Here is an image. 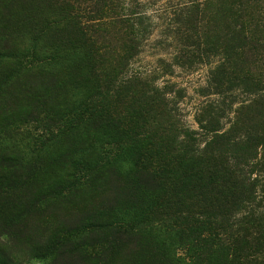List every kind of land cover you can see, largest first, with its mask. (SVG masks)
<instances>
[{
	"label": "trees",
	"instance_id": "16d2710c",
	"mask_svg": "<svg viewBox=\"0 0 264 264\" xmlns=\"http://www.w3.org/2000/svg\"><path fill=\"white\" fill-rule=\"evenodd\" d=\"M100 1L103 4L87 10L84 0H0V32L10 28L18 34L49 33L54 38L44 52L36 51L39 56H31L32 46L24 49L0 35V59L34 65L68 56L70 62L63 63L66 80L58 83L62 89L85 91H65L54 120L44 129L60 132L64 124L76 135L92 130L102 135L94 140L109 141V156L104 147L93 148L77 177L62 176L61 188L73 189L77 179L90 185L120 170L129 178L117 185V194L129 189L130 209L121 208L96 226L103 237L99 248L66 232L49 244L54 259L65 264H114L122 246L140 240L151 246L156 264H264V224L252 221L247 209L248 217L238 220L235 204L237 192L250 195L255 184L245 171L249 161L261 158L254 166L264 169V0H189L182 10L187 48L179 60L185 64L186 57L191 59L206 44L214 55H223L211 73L213 90L232 85V92L249 97L232 109L234 120L226 132L220 130L223 110L217 106L203 109L196 118L199 130H191L177 123V108L168 93H160L143 76L118 80V67L108 63L111 47L102 39L120 35L121 50L127 52L139 42L138 24L124 3L120 13L106 17V2H111ZM204 24L211 32L203 35ZM116 27L120 34H114ZM114 90L131 91L114 96ZM143 90H151L161 120L143 109ZM114 99L121 107L111 106ZM121 114H131L134 120L121 123ZM40 135L30 130L18 134L42 143L45 135ZM202 136L208 139L203 146ZM0 264L14 262L0 251Z\"/></svg>",
	"mask_w": 264,
	"mask_h": 264
},
{
	"label": "rangeland",
	"instance_id": "374dc122",
	"mask_svg": "<svg viewBox=\"0 0 264 264\" xmlns=\"http://www.w3.org/2000/svg\"><path fill=\"white\" fill-rule=\"evenodd\" d=\"M84 1L83 6L89 10L95 8L97 2L103 4L100 0ZM188 1L110 0V6L106 2L109 10L106 17L120 13L125 4L129 9L127 14L134 15L139 30L138 44L127 52L121 50L123 40L120 35L102 39L111 47L108 63L118 67V80L130 75L143 76L161 89L158 90L160 93H168L172 105L177 108V123L191 130H199L196 118L207 106L212 104L221 108L219 127L226 132L234 120L233 110L245 104L249 97L237 90L232 92V85L227 87L230 90H213L211 73L222 62L223 55H214L206 44L191 59L186 57L185 64L179 60L187 48L182 10ZM207 32H211V27L204 24L202 33ZM115 33L120 34V29L116 27ZM0 35L15 40V44L24 46V49L32 46L31 56L37 50L44 52V47L54 44L53 35L49 33H37L34 37L29 32L18 34L8 28L2 29ZM40 52H36L37 56ZM57 58L51 62H35L34 65H31L33 62L17 65L0 59V251L9 255L14 264H65L64 260L57 262L54 259L49 244L66 232L73 238L82 237L86 245H92L96 250L103 239L100 228L96 226L107 221L119 209L127 210L131 206V198L126 196L129 189L122 196L117 194V185L129 181L123 170L90 185L77 179L78 185L73 189L66 191L61 188L62 176L66 174L68 179L73 175L77 177L93 148L102 146L105 155L110 153L105 152L109 149L105 145L109 141L94 140L102 135L98 136L92 130L76 135L72 130L67 131L69 126L65 129L64 124L60 132L53 127L49 132L46 127L44 129L54 120L57 104L64 98L65 91L69 95L85 92L68 86L62 89L58 79L59 82L65 79L63 71L66 65L63 63L70 62V57L60 55ZM44 64L50 65L47 68L43 67ZM124 65H129V68L122 69ZM128 91L131 90H114V96L125 95ZM143 91L147 98L143 109L152 119L161 120L156 104L150 99L151 90ZM115 101L112 100L111 106L121 107ZM130 115L121 114V123L128 124L134 120ZM27 130L34 136L43 132L42 143L40 139L26 140L18 136ZM201 140L203 146L208 139L202 136ZM260 159L250 160V167L245 168L251 173L249 178L255 180L250 195L237 192L236 216L240 221L248 217L247 209L251 212L252 221L264 224V169L254 166ZM66 169L68 171L64 173ZM154 259L151 246L139 240L122 246L114 264H156Z\"/></svg>",
	"mask_w": 264,
	"mask_h": 264
}]
</instances>
